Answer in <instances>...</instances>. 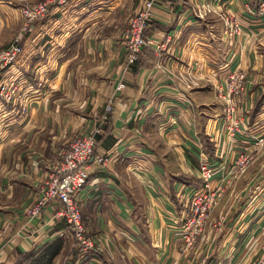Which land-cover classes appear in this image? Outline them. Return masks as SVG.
I'll return each mask as SVG.
<instances>
[{"label": "crops", "instance_id": "1", "mask_svg": "<svg viewBox=\"0 0 264 264\" xmlns=\"http://www.w3.org/2000/svg\"><path fill=\"white\" fill-rule=\"evenodd\" d=\"M48 0H0V49L20 37L23 52L2 74L18 102L0 99L2 264H250L264 259V153L238 178L237 154L264 134V17L260 0H161L146 47L126 67L122 33L144 0H64L29 23L21 8ZM234 17L240 32L225 34ZM245 76L229 138L217 89ZM119 83L124 88L116 91ZM110 105L111 111L105 113ZM26 107L25 113L20 108ZM103 118H106L102 120ZM102 120V122H100ZM101 124L88 180L79 192L86 235L100 251L80 257L52 203L32 220L57 149ZM223 186L204 232L184 250L183 225L204 193L199 163Z\"/></svg>", "mask_w": 264, "mask_h": 264}, {"label": "built area", "instance_id": "2", "mask_svg": "<svg viewBox=\"0 0 264 264\" xmlns=\"http://www.w3.org/2000/svg\"><path fill=\"white\" fill-rule=\"evenodd\" d=\"M174 1L184 3L187 0ZM160 2L161 0H144L140 9L128 20L126 29L122 33V45L126 52V67L133 66L146 47L155 45L156 52L165 51L166 43L155 44L153 39L147 36L149 23L154 17V9ZM52 3L62 4L64 0H48L21 8V15L25 20L21 33L28 31L29 23L44 17ZM256 14L259 17H264V0H260ZM239 32L240 28L235 18L229 17L226 21L225 34L227 37H233ZM22 52L23 46L20 37H16L6 49L0 50V99L6 102L16 103L19 99L15 96L14 89L8 87L4 82L2 74L12 67ZM244 81L245 76L242 73L234 72L229 76L225 89H217V97L223 103L224 127L229 138L245 132L242 128L243 117L237 115L238 100L244 88ZM123 88L124 84L119 83L116 91ZM110 111L111 107L108 105L105 113ZM25 112L26 107L22 106L20 113ZM104 119L106 118L102 120ZM101 134V124H98L88 134L77 136L67 147L59 150L57 153L58 163L50 170L51 172L43 182L35 201L25 210V216L32 220L37 218L42 210L50 204H58L60 210L57 216L67 224L74 247L82 258L100 251L98 241L86 235L77 196L87 183L90 163L103 165L107 161L104 157L95 155L97 138ZM263 152L264 134L253 137V142L244 146L237 154L234 170L230 172L231 177L236 179L242 175L255 160V155ZM199 172L205 192L195 196L190 204V213L183 225L184 250L191 249L202 235L209 216L219 206L224 193L223 186L214 190L210 189L209 184L214 173L206 162L199 163ZM0 264H2L1 260Z\"/></svg>", "mask_w": 264, "mask_h": 264}, {"label": "rangeland", "instance_id": "3", "mask_svg": "<svg viewBox=\"0 0 264 264\" xmlns=\"http://www.w3.org/2000/svg\"><path fill=\"white\" fill-rule=\"evenodd\" d=\"M129 19H130V18H129ZM127 24H128V22H127ZM126 26H127V25H126ZM22 28H23V27H22ZM22 28H21V30H22ZM125 29H126V27H125ZM125 29H124V30H125ZM124 30H123V32H124ZM15 38H16V37H15ZM15 38H14V39H15ZM14 39H13V40H14ZM13 40H12V41H11L6 47H4V48H2V49H0V50L6 49V48H7V47L13 42ZM105 109H106V107H105ZM92 129H93V128H92ZM67 146H68V145H67ZM67 146H66V147H67ZM63 148H65V147H63ZM63 148L57 149V151H56V159H57V161H56V163H55V164H54L49 170H51V169H52V168L58 163L59 158H58V154H57V153H58L59 150H61V149H63ZM263 153H264V152H263ZM254 161H255V160H254ZM254 161H253V162H254ZM50 172H51V171H49V173H50ZM49 173H48V174H49ZM46 178H47V177H46ZM45 180H46V179H45ZM45 180H44V181H45ZM44 181H43V182H44ZM42 184H43V183H42ZM41 186H42V185H41ZM90 238H91V237H90ZM250 264H264V259H262V257H261V258H257V259H255L254 261H252Z\"/></svg>", "mask_w": 264, "mask_h": 264}, {"label": "trees", "instance_id": "4", "mask_svg": "<svg viewBox=\"0 0 264 264\" xmlns=\"http://www.w3.org/2000/svg\"><path fill=\"white\" fill-rule=\"evenodd\" d=\"M58 252H59V246H56L54 249H51L50 251H47L45 255L47 260L45 259L44 264H50L51 260L53 259L55 255L58 254ZM35 263L37 264V262Z\"/></svg>", "mask_w": 264, "mask_h": 264}, {"label": "bare ground", "instance_id": "5", "mask_svg": "<svg viewBox=\"0 0 264 264\" xmlns=\"http://www.w3.org/2000/svg\"><path fill=\"white\" fill-rule=\"evenodd\" d=\"M240 35V34H239Z\"/></svg>", "mask_w": 264, "mask_h": 264}]
</instances>
